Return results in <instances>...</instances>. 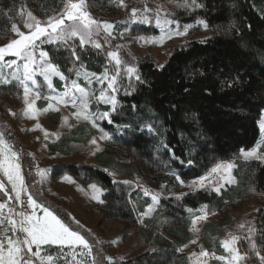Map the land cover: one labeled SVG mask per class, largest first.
I'll use <instances>...</instances> for the list:
<instances>
[{
	"label": "trees",
	"instance_id": "16d2710c",
	"mask_svg": "<svg viewBox=\"0 0 264 264\" xmlns=\"http://www.w3.org/2000/svg\"><path fill=\"white\" fill-rule=\"evenodd\" d=\"M145 1L125 0L126 7H120L112 0H87V10L98 21H124L129 19L133 8L143 10L144 5H159L174 21L203 20L212 30V36L174 50L158 67L146 60L137 64L143 82L136 81L128 87L130 94L125 91L117 95L119 103L110 117L112 125L126 128L116 135L114 147L118 160L135 158L147 171L165 174L172 182L180 177L185 184L205 176L218 163L237 159L240 151L251 150L258 140V121L264 110V0H197L201 7H185L184 0ZM62 2L25 0L27 6L38 3L46 14ZM188 3L191 5V0ZM78 43L75 42L79 61L64 46L50 44L44 50L68 79L75 75L69 69L84 67L88 72L100 74L108 68L103 51L88 47L82 50ZM109 126L103 124L104 128ZM7 139L11 142L14 136L9 135ZM13 145L26 156L16 140ZM20 163L26 171L24 160ZM235 165L236 183L221 190L219 195L201 188L179 199L178 196L168 199L174 205L166 209L164 206L163 210L170 223L176 222L177 210H195L200 205L222 209L240 198L250 197L258 207H263L264 161H239ZM65 175L84 184H97L104 191L103 203L98 209L105 219H114L126 226L136 224L127 195L117 191L118 184L105 172L89 165L71 164L57 166L51 176L59 179ZM40 202L79 231L96 253V245L86 232L73 225L52 204ZM172 232L177 236L174 229ZM258 241L264 255V232L258 235ZM167 247L162 255H151L148 262L171 264L176 249ZM102 264L109 263L102 261Z\"/></svg>",
	"mask_w": 264,
	"mask_h": 264
},
{
	"label": "rangeland",
	"instance_id": "374dc122",
	"mask_svg": "<svg viewBox=\"0 0 264 264\" xmlns=\"http://www.w3.org/2000/svg\"><path fill=\"white\" fill-rule=\"evenodd\" d=\"M112 2L119 6V0H112ZM145 6L152 10L147 13L150 20L146 24L131 23L132 10L128 20L102 21L111 23L114 26L113 35L115 38L107 37L108 43H104L105 34L101 32V36L98 39L103 47L99 50L103 51L105 55L108 51H118L120 58L124 62L123 66H134L137 70V64L142 60H146L158 67L166 61L174 50L183 47L189 42L204 41L212 36L211 29L197 23L200 19L190 23H180L172 20L168 12L160 8L161 15L173 22L165 24L164 31H161L155 23L157 7ZM22 7L25 10V16L27 11H31L34 16L43 22L47 20L48 16L61 12L63 2L58 8L46 14L38 3L35 6L33 4L27 6L25 0H0V46L16 38L11 32L12 23H16L20 30L27 32L20 18ZM140 12L142 10H139L137 14L139 15ZM185 25H192L187 30V34L173 35L171 39L167 38L166 33L177 30L183 32ZM121 34H123L122 38ZM162 36L164 39L161 40ZM141 37L143 39H140ZM37 44L39 45L36 50L38 57L39 51H45L44 48L50 43L41 44L40 41H37ZM117 46L120 47L117 48ZM86 47L94 48L91 45ZM12 60H16L17 64L23 63L22 60H18L15 56H6L4 62L0 63L6 65L7 62ZM107 69L114 74V62H109L108 60ZM2 70L4 75L9 78V82L6 84L0 83V133H4L6 139L9 135L14 136L12 140H16L22 147L21 151L26 152V156L21 155L14 147L13 141L10 142L7 139L13 145L14 150L20 154V161L21 159L24 160L25 169H27L26 171L22 169L25 185L29 193L33 197L35 196V200H38V203L44 205L43 202H40V200H43L52 204L55 210L59 211L73 225L90 236L96 245V253L94 254L93 252V254L99 264H102V261L109 263L103 257H111L112 263L118 261L119 263L148 264L151 255H162L168 245L176 249L174 261L171 264H192V261L189 260L190 254L193 252L199 253L201 248L209 253L214 252L216 255L230 257V254L225 251L221 244L222 240L230 239V234L241 237L237 247L242 253H249L250 258L242 261L241 264H258L259 260L254 253L250 252L248 241L244 237L248 235V227H252L255 229L252 239L259 244L258 235L264 232V206L258 207V204L250 197L237 199L232 205L222 209H215L207 205V208L201 211L204 205H200L192 212H189L187 208L180 212H178L179 210L175 211L176 222L171 224L170 218L163 210L164 206L166 209L174 205L172 202H168V199L173 198V196H181V193L186 194L199 189H192L188 186L193 181L182 185L177 180V177L172 182L166 178L165 174L160 176L157 173L147 171V167L140 164L135 158L129 157L123 161L118 160L114 147L115 138L117 134H121L120 131H124L126 128L121 127V130H118V126L109 124L107 120L97 119L95 115L104 111H110L112 114L110 105L102 103H92L90 105V111L93 113L92 121L97 127H93L90 122L77 120L72 115L76 109L71 107V105L67 107L60 105L58 106L59 111L49 110L44 112L43 109L48 107L49 103L54 104L55 102L44 98L53 93L43 84L42 77H37L41 84L39 88L41 98L37 99L35 104L37 110L36 119H29L23 115L26 105L23 101L22 86L19 81L12 80L9 76L12 69L5 66ZM78 70L81 73L86 71L84 67L78 68ZM72 81H76L81 87L95 92L96 95L99 94L98 90L101 85L93 83L91 88H89L87 82L83 79V75L80 77L74 75L72 79H68L67 84L69 87H71ZM136 81L134 77L129 80L127 76H123L116 97L118 94L124 93L129 85L132 86ZM53 84L55 93H63L66 90L65 81L59 80L58 77L53 78ZM104 86L106 87V84ZM13 113L15 115H12ZM64 117H68L67 124L63 123ZM262 119H264V110L261 112L258 121L259 137L254 147L260 143L262 138L259 126ZM37 123L50 134L47 139L43 131L35 128ZM105 123L110 125L108 129L103 127ZM100 130L107 132L109 139L101 140L102 132ZM57 133L58 135H55ZM93 138L97 140L95 145L91 143ZM97 146L100 151H96ZM241 152H239L237 159L221 163L231 162L236 164L239 161L247 162ZM258 155H264V144H260ZM71 164L93 166L111 177L112 181L118 184L116 187L117 191L127 195L136 224L126 226L123 222L105 219L102 216L98 209V206L102 205V203L92 199L93 195H99V199L102 200L105 194L97 184L94 185L101 190L100 193H94L89 187L93 183L84 184L68 175L59 179L52 178L51 175L57 166ZM38 168L46 170L43 177L37 175ZM25 175H27V178ZM171 175L176 176L174 173ZM65 178L68 179L66 180ZM0 181L10 191L11 185L7 183L2 173H0ZM26 181L29 185H27ZM121 184H125V186ZM234 184H225L221 190ZM78 189H83V191ZM207 189L211 190V186L209 185ZM145 190L148 192L147 195ZM214 193L217 194L216 192ZM153 194L158 195L159 202L155 205L154 211L147 216H143L142 214L153 204ZM0 199L6 201L8 198L0 193ZM21 200L26 203L27 196L22 194ZM18 210L20 211V207ZM36 214L42 216L43 212L40 209H36ZM201 216L206 218L197 219ZM193 219L197 220L195 225L192 223ZM241 224L245 225L244 229L239 228ZM173 229L176 231L177 236H173ZM192 241H196V243H192ZM43 248L45 253L55 255L57 252L56 246L44 245ZM177 249H182V251ZM84 259L88 261V264H91V258ZM203 259L207 260V264H222L221 261L211 257ZM56 264H65V262L57 260ZM152 264L154 263L152 262Z\"/></svg>",
	"mask_w": 264,
	"mask_h": 264
},
{
	"label": "snow or ice",
	"instance_id": "6c2138e0",
	"mask_svg": "<svg viewBox=\"0 0 264 264\" xmlns=\"http://www.w3.org/2000/svg\"><path fill=\"white\" fill-rule=\"evenodd\" d=\"M119 6L126 7L124 0H119ZM183 6L201 7L197 3V0H191V5H189L188 0H184ZM138 11L136 8L132 9L130 22L148 23L150 17L147 13L152 10L145 6L139 15L137 14ZM20 18L27 32L20 30L16 23L11 24V32L16 38L0 46V62H4L6 56H15L18 60H22L23 63L17 64L16 60L9 61L6 65L0 63V83L6 84L9 82V78L3 73V67L6 66L12 69L9 76L12 80L19 81L23 89V101L26 105L23 112L25 117L36 119L37 116L35 104L36 100L41 98V92L39 91L41 84L37 77H42L43 84L53 93L44 98L55 102L54 104L49 103L48 107L43 109L44 112H48L49 110L59 111L58 106L63 105L67 107L71 105V107L76 109L72 115L77 120L92 123L93 127L97 126L92 121L93 113L90 111L92 103L110 105L111 111L114 112L119 103L116 93L121 86V78L127 76L131 80L134 77L137 81L143 82L134 66H123L124 62L120 58L118 51H108L106 54L109 62H114V74L110 73L107 67L100 74L87 71L81 73L78 69H69L70 72L74 71L77 77L83 75V79L87 82L89 88H91L93 83L101 85L98 95L89 89L81 87L76 81H72L71 87H69L67 84L68 78L60 71L59 66L50 60L49 54L46 51L40 50L37 57L36 50L39 47L37 41H40L41 44L50 43L64 46L70 49L71 57L75 61H79L80 56L76 51V41L79 42L78 47L82 50L88 45H91L95 49H102L103 45L98 39L101 36V32L105 34L104 43H108L107 37L115 38L113 35L114 26L111 23L94 19L87 10L86 0H63L62 11L48 16L47 20L43 22L34 16L31 11H27L25 16V10L22 7ZM155 23L161 31H164L165 24L173 23L161 15L159 5L155 14ZM197 23L207 28V24L203 20H198ZM190 27L192 25H185L183 32L178 30L175 32L169 31L166 33V36L171 39L173 35H185ZM122 36L123 34H121V38ZM140 39H143V37ZM162 39H164L163 36L161 37ZM119 47L117 46V48ZM54 77L65 81L66 90L63 93H55ZM105 84L106 87L104 86ZM126 94L130 93L126 90ZM133 107L135 108V106ZM12 115L15 114L13 113ZM95 115L97 119L107 120L109 124L113 123L110 118V111L98 112ZM67 122L68 117H64L63 123L67 124ZM259 126L262 133L261 141L250 151L242 150L241 155L245 161L253 159L264 161V155H258L260 144H264V119L261 120ZM121 127L118 126V130H121ZM35 128L43 131L46 139L49 137L50 134L43 130L40 124L37 123ZM100 131L102 132L100 136L101 140L109 139L107 132ZM148 131H153L151 126H148ZM55 135H58V133ZM91 143L95 145L97 144V140L93 138ZM96 151H100L98 146ZM235 167L236 165L231 162L217 164L207 175L193 181L188 186L192 189H200L207 188L210 185L211 191L219 194L225 184L236 183V180L232 176V170ZM45 172L46 170L37 169V175L41 177L45 175ZM0 173L6 178L7 183L11 185L9 191L6 189L5 184L0 181V193L8 198L6 201L0 202V264H56L57 260H63L65 264H88V261L84 258H91V264H99V261L93 254V247L89 241L79 231L65 224L48 207L38 203L29 193L25 185V177L22 174L20 154L7 141L4 133H0ZM65 179L67 180L68 178ZM177 180H180V177H177ZM69 182L71 181L69 180ZM180 183L183 185L182 180H180ZM89 187L94 193L101 192L94 184ZM78 190L83 191V189ZM22 194L27 196L26 206L28 209H31L30 212L18 210L19 207L25 204L21 200ZM145 194H148L147 190H145ZM183 195L185 194L181 193V196ZM179 198L178 196L177 199ZM92 199L103 203L99 199V195H93ZM152 201L153 204L142 214L143 216H147L154 211L155 205L159 202L158 195L153 194ZM205 208H207V205L202 206L201 211ZM36 209H40L43 215H37ZM188 211L192 212V209H188ZM205 218V216H201L197 219ZM196 222L197 220L193 219V225ZM239 228L244 229L245 225L241 224ZM247 231L248 235L244 239L248 241L250 252L255 254L260 264H264V255L261 254L260 247H258L256 241L252 239L255 229L248 227ZM240 239L241 237L230 234V239L221 241L223 248L230 254V257L216 255L214 252L209 253L201 248L199 253H191L189 260L192 261V264H207V260L203 258L211 257L212 259L221 261L222 264H241L242 261L249 259L250 256L248 252L242 253L237 247ZM192 243H196V241H192ZM44 245L56 246V254L45 253ZM177 250L182 251V249ZM103 259L108 260L109 264H112L111 257H103Z\"/></svg>",
	"mask_w": 264,
	"mask_h": 264
},
{
	"label": "built area",
	"instance_id": "2783aa9c",
	"mask_svg": "<svg viewBox=\"0 0 264 264\" xmlns=\"http://www.w3.org/2000/svg\"><path fill=\"white\" fill-rule=\"evenodd\" d=\"M20 211H28V212H30L31 211V209H28L27 208V206H26V203L24 204V206H22V207H20Z\"/></svg>",
	"mask_w": 264,
	"mask_h": 264
}]
</instances>
